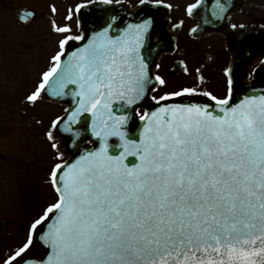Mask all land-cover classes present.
Wrapping results in <instances>:
<instances>
[{
    "label": "snow or ice",
    "instance_id": "6c2138e0",
    "mask_svg": "<svg viewBox=\"0 0 264 264\" xmlns=\"http://www.w3.org/2000/svg\"><path fill=\"white\" fill-rule=\"evenodd\" d=\"M63 55L53 57L55 66L27 100L37 101L46 86L61 95L77 85L73 115L90 112L101 143L75 163L53 168L59 200L32 226L59 213L48 233L47 264H264V96L228 108V98L212 96L222 115L161 105L139 117L144 123L132 138L121 130L127 117L115 115L111 102L132 105L144 92L146 73L137 67L133 44L101 36L61 69ZM192 94L183 89L160 100ZM123 110V104L116 109ZM109 137L120 143L109 145Z\"/></svg>",
    "mask_w": 264,
    "mask_h": 264
},
{
    "label": "water",
    "instance_id": "95a60500",
    "mask_svg": "<svg viewBox=\"0 0 264 264\" xmlns=\"http://www.w3.org/2000/svg\"><path fill=\"white\" fill-rule=\"evenodd\" d=\"M151 10L148 8L143 10L139 4L129 9L121 2L111 1L109 3L107 0L84 2L77 11L79 16L78 23L81 28L80 37L67 41L63 51L64 55L61 56L62 69L65 63L74 61V55L78 56L85 49L90 48L94 41L99 42V37L101 36L111 40L129 41L133 44L136 48L137 67L142 64L146 73L144 92L136 103L132 105H128L126 101L115 97L111 102L115 115L127 117L126 123L121 130L128 133L132 138L136 137L144 123L139 119L141 116L139 108H144L145 113L156 111L161 105L197 106L213 110L214 115H222L219 111L221 106L216 104L215 100L198 94L174 97L167 101L160 100V98L150 100V92L157 83V76L153 72V66L159 53L167 44L161 40L153 39V33L156 30H160L163 22ZM33 13L34 11L29 8H22L18 11L20 17H24L23 19L31 18ZM227 42L228 46L230 48L233 47L235 51L227 68L232 84L231 94L229 95L228 93L226 97L229 99V104L223 106L225 108L236 106L246 99L264 96V63L258 65L250 79L244 80L241 78L243 75L245 77L249 76L247 66L251 63V60L257 55H264L263 29L243 26L240 34L228 39ZM59 75L60 69L57 70L52 81ZM52 81H50V85ZM78 90L77 85H68L64 89L63 94L56 95L52 92L50 86H46L45 90L41 92L42 97L66 105L64 112L55 120L59 121V123L53 128L54 134L61 138L64 152L68 154V157L60 163L61 165L75 163L86 153L97 150L101 143L100 138L95 135L93 129L94 117L92 114L90 112H81L78 115H73L76 109L79 108L78 101L80 98L75 95ZM158 100L160 101L159 104L156 102ZM121 104L124 105V110L116 111ZM108 143L112 145L120 143V141L118 137H109ZM66 171V168L63 169V171L58 173V176H62ZM53 186L57 193V199L52 206L59 200L60 193L56 189L61 187V184L53 183ZM45 214L46 210L37 220L44 217ZM58 215V212L47 213L48 219L36 225L35 229L32 227L30 234L32 243L28 245V248L21 256L12 261V264H47L52 253L48 233L51 231V226L56 224Z\"/></svg>",
    "mask_w": 264,
    "mask_h": 264
},
{
    "label": "flooded vegetation",
    "instance_id": "af4514ba",
    "mask_svg": "<svg viewBox=\"0 0 264 264\" xmlns=\"http://www.w3.org/2000/svg\"><path fill=\"white\" fill-rule=\"evenodd\" d=\"M111 1L121 2L129 9H132L137 4H139L143 10L147 8L152 9L151 11L155 12L163 22L161 24L160 30H156L153 33V38L154 40H161L162 42H165L167 44L165 48L161 50L156 59L153 66V72L159 79L163 80L162 76L160 75V71L166 68L171 73L169 75V79L174 81V85H171L170 88L173 86L174 87L170 89L168 86H164L163 84L160 87L162 93L152 98V91L154 90L153 89L150 92L151 100L158 99L164 95H168L177 91H182L183 89H192L194 90V94L207 96L209 98L214 96L216 99H224L229 93L228 82L230 77L227 72V68L231 63L235 51L233 47L230 48L228 46L227 40L238 36L243 26H249L251 28H262L264 31V0H143V2L142 0H138L134 4H130L127 0ZM189 8H191V11H189ZM19 9L16 7V0H0V17H3L5 20L4 27H7L9 25L7 21L12 16H14L16 20L19 19L21 22H28L31 18L34 17L35 12L33 13L31 18L21 19L20 15L18 14ZM59 11L60 9L58 7L57 14ZM46 16L48 17L50 22L49 32L50 34H54L52 35L51 43L53 45L50 50L52 52L63 51L64 48H60V41L65 40L64 32H58L56 31V29L65 27V21L61 18L60 22H56L54 20V14H47ZM78 17V13L76 11V19L74 20L76 27L71 28L70 30L73 31L72 38L79 36L81 32V28L78 23ZM13 21L14 20H12V22ZM15 37L16 35H14V33L10 31V29L2 30L0 34V42H2V46L0 47L1 50L10 51L11 49V51H16V46L14 43ZM32 37H37L33 39V41L37 43V47H41L42 45L48 44L49 42V36L47 34H45L44 36L38 35ZM3 38H8V40L4 42ZM194 51L202 53L204 51H207L213 54H201L202 56L200 55L199 57H195V54L193 53ZM215 51L217 52L214 53ZM218 51H221V53H218ZM187 52L190 55L189 57L186 55ZM51 55L53 57L55 56L54 53H51ZM191 56H194L193 59ZM46 57L47 58L45 59V61H47L48 59L49 64L50 55L48 54V56L46 55ZM195 58L197 59L198 64L201 62L200 64L202 65V70H197V66H195L197 64L194 62ZM13 59L14 56L12 54H9L8 60L10 66H13ZM260 63H264V55L255 56L251 60V63L247 66L249 76L245 77L243 75L241 78L244 80L250 79L253 75L254 70ZM50 67L52 66L50 65ZM215 84L221 86L222 92L225 95L224 97L219 94L220 92H216L214 88ZM159 85L161 84L157 79L155 89H157ZM204 93H209L210 95H204ZM45 99L50 100L48 98ZM50 101L56 102L53 100ZM142 110L143 111L142 113H140V115L144 113V109ZM0 131H9V129H1ZM38 134L39 135H37V139L35 140V142L37 141L39 144L42 139H46L48 145L49 138L47 130H45V128H41L40 132L38 131ZM58 139L60 141L59 145H62L61 138L59 137ZM60 150L62 156L61 158L63 159L61 161L58 160L59 162L56 164H60L65 160L63 145L62 149ZM47 152L48 150L46 149V153L42 152V156H45L47 154L48 161L52 160L53 164V162H55L53 161L54 154L49 153L48 156ZM0 162H2L0 163V190L1 192H3L4 190L3 194L7 195L6 192L10 189H17V185H7L8 182L6 179V173L13 172V174L16 175L15 177H17L21 173V171L20 169H17V174L15 173L16 168H13V163L9 161L7 155L1 150ZM3 163L6 164L4 165ZM52 164H50L49 168L46 165L43 166L41 173V182H47L49 184V192L56 193L51 176L53 168L56 164L51 166ZM27 168L28 171L31 170L29 167ZM45 168H47L46 175H44L43 172ZM23 184L24 181L20 180L19 185L21 186ZM20 186L18 187L19 190ZM21 190L24 191L23 196H20V198H22L23 200L29 199L33 191V185L27 186L26 190L25 187H23L21 188ZM25 203V201L22 202V204ZM24 211L27 215L31 216V218L27 222L25 234L23 236L22 233L12 232L10 229L6 230L7 236L9 238L8 240L15 239L17 240V242L13 249H11L4 255V261L0 264H5V261H7L13 254L19 251V249L22 248L25 244H28L33 222L37 218L35 217L36 214H34L33 209L27 208ZM24 226L25 223L23 222L17 224V227L20 230H23ZM0 241L2 242L4 240L1 239Z\"/></svg>",
    "mask_w": 264,
    "mask_h": 264
},
{
    "label": "rangeland",
    "instance_id": "374dc122",
    "mask_svg": "<svg viewBox=\"0 0 264 264\" xmlns=\"http://www.w3.org/2000/svg\"><path fill=\"white\" fill-rule=\"evenodd\" d=\"M85 1L88 0H16V7L18 9L29 7L34 10V17L28 22H21L12 16L7 21L9 24L7 27H4V18L0 17V34L2 30L10 29L16 35L14 38L16 51H11V49L10 51H2L0 48V130L9 129V131H0V150L13 163V168H16L15 173L17 174V169L21 171L17 177H15L16 175L13 172L6 173L7 185L14 186L16 184L17 189L8 190L6 192L7 195L3 194L4 190L3 192L0 190V240H4L0 241V263L4 261V255L13 249L17 242L15 239L8 240L6 230L10 229L12 232L22 233L24 236L27 222L31 218L24 210L27 208L33 209L34 214H36L35 217L38 218L56 199V193L49 192V184L41 182L43 166L46 165L49 168L50 164H52V160L48 161L47 154L42 156V152L46 153L47 149L48 156L49 153L54 154L53 161L55 162L51 166L58 163V160L61 161L63 159L61 158L60 150L62 149V145H59V137L53 133L52 124L63 113L66 105L60 102H52L42 96L37 101L30 102L27 100V97L42 82L43 74L54 67L56 63L51 53L56 55L58 51L52 52L50 50L53 45L51 42L52 35L54 34H50L49 32L50 22L46 15L54 14L56 22H60L61 18L65 21V27L69 29L68 32H64V38L67 39L73 36V31L70 30L76 27L74 21L76 19V11ZM127 1L130 4H134L138 0ZM58 7L60 15L59 12L57 14ZM12 20L14 21L12 22ZM45 34L49 36L48 44L37 47V43L33 41L37 37L32 36H44ZM3 40L5 42L8 38H3ZM1 46L2 42H0ZM193 53L195 57H199L201 54H213L207 51L203 53L194 51ZM218 53H221V51H218ZM9 54L14 56L13 66H10L8 60ZM48 54L50 55L49 64L48 59L45 61ZM186 55L190 56L188 52ZM191 57L193 59L194 56ZM194 62L197 64L195 65L197 66V70H202L201 62L199 61L200 63L198 64L196 58ZM170 74L166 68L160 71V75L165 80L164 86H168L169 88L171 85H174V81L169 79ZM161 86L162 84L157 89L155 87L153 88L154 90L152 89V98L162 93ZM214 88L216 92H220L219 94L222 97L225 96L220 85L215 84ZM142 109L144 108H139L140 113H142ZM41 128H45L47 133L51 132L52 134V139H49L48 145L46 139H42L39 144L37 141L35 142L37 135H39L38 131L40 132ZM53 144L57 146L55 149L52 147ZM64 157L66 159L68 154L65 153ZM3 164L5 165L6 163ZM27 167L31 170L28 171ZM46 170L47 168L43 170L44 175H46ZM20 180L24 181V184L21 186L19 185ZM30 185H33L32 194L29 199L23 200L20 198V196H23L24 191L21 188L25 187L26 190V187ZM19 186L20 190L18 189ZM24 201L26 203L22 204ZM21 222L25 223L23 230L17 227V224Z\"/></svg>",
    "mask_w": 264,
    "mask_h": 264
}]
</instances>
